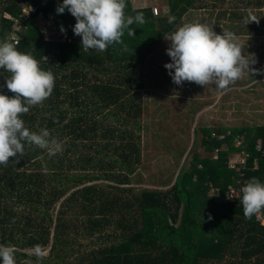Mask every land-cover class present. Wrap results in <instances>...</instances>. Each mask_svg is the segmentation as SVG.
Returning a JSON list of instances; mask_svg holds the SVG:
<instances>
[{
  "label": "trees",
  "instance_id": "obj_1",
  "mask_svg": "<svg viewBox=\"0 0 264 264\" xmlns=\"http://www.w3.org/2000/svg\"><path fill=\"white\" fill-rule=\"evenodd\" d=\"M165 2L158 13L154 6L126 0L125 14L142 11L146 22L130 26L135 36L125 31L127 50L113 44L100 52L82 49V37L73 32L75 17L67 9L56 11L63 0L44 5L0 0V42L31 53L55 78L51 96L21 118L30 131L47 129L64 147L50 157L46 149L25 143L18 163L13 157L0 165V245L15 247L16 264H264V211L246 219L242 196L225 199L228 185L239 178L227 164L243 148L234 146L237 134L244 135L250 153L245 177L264 183V156L256 148L258 139L264 147V125L235 126L220 138L214 126L202 122L192 144L179 151L183 155L188 148L169 187H138L143 180L136 177L144 166L141 88L149 55L186 15L202 9H217L218 26L223 18L236 19L239 28L261 34L260 17L246 25L242 7L261 10L264 0H241L237 6L236 0ZM170 15L176 18L172 24ZM61 25L65 40L58 38ZM226 26L232 31L233 24ZM10 75L0 69V94L12 97L6 86ZM223 145L229 149L213 157ZM37 245L48 249L43 260L31 255Z\"/></svg>",
  "mask_w": 264,
  "mask_h": 264
},
{
  "label": "clouds",
  "instance_id": "obj_2",
  "mask_svg": "<svg viewBox=\"0 0 264 264\" xmlns=\"http://www.w3.org/2000/svg\"><path fill=\"white\" fill-rule=\"evenodd\" d=\"M126 7V0H63L56 11L62 14L67 9L75 17L73 32L82 37L83 50L104 52L113 44H122L127 50L128 46L122 40L125 31L129 36H135L130 26L146 22L142 11L130 16L125 14ZM175 19L170 15L168 23L172 24ZM251 22L259 23V18L249 9L244 23ZM61 31H65L62 25ZM164 38L171 42L166 50L171 62L166 63L165 68L176 85L187 81L227 90L243 78L245 72L260 71L249 68L256 62L254 54H242L238 37L232 32L220 35L206 24L189 23ZM0 69L11 74L6 78V86L15 94L12 97L0 94V165L7 166L13 157L18 163L25 155V143L46 149L50 157L62 153L63 144L51 137L47 129H41L37 134L30 131L21 118L31 107L43 104L51 96L55 85L53 73L42 69L31 53L19 51L9 41L0 42ZM240 191L246 219L264 211V183L253 177ZM208 219H212L211 214ZM15 252L12 245H0V264H16ZM31 255L43 260L47 253L37 245Z\"/></svg>",
  "mask_w": 264,
  "mask_h": 264
},
{
  "label": "rangeland",
  "instance_id": "obj_3",
  "mask_svg": "<svg viewBox=\"0 0 264 264\" xmlns=\"http://www.w3.org/2000/svg\"><path fill=\"white\" fill-rule=\"evenodd\" d=\"M240 1L236 0L235 6ZM133 5L154 6L158 13L167 8L165 0H133ZM249 9L264 23V5L261 10L253 5H243L245 16ZM212 11L211 9L194 11L183 18L182 25L206 24L220 35L222 32H236L234 34L242 46V54H254L256 62L250 64L249 68L260 71L254 73L250 70L249 74L245 72L243 78L231 84L227 90H219L215 85L204 87L187 81L182 85H176L169 75V70L165 68V64L171 62L166 51L171 42L162 40L157 50L149 55L144 67L145 86L141 88L144 92L142 95L144 114L141 121L145 129L141 131V147L145 167H141V175H136L137 179L143 180V184L138 187L150 183L165 189L174 182L188 148L183 155H180L179 151L184 150L187 144L188 147L192 144L194 129L199 128L202 122L210 127L214 126L213 135L218 136L232 132L235 126L242 124L264 125V31L261 34L253 33L245 27L236 26L234 22L239 25L238 20L227 18L221 19L218 26L215 17L217 9ZM226 24H233L232 31L227 30ZM252 75L259 79L253 84H248L245 79ZM197 104L199 108L196 107ZM192 109H196L195 112H191ZM73 189L74 187L69 189L66 195ZM59 203L55 206L54 213ZM44 252L48 253V249ZM29 263L33 264L31 261Z\"/></svg>",
  "mask_w": 264,
  "mask_h": 264
},
{
  "label": "built area",
  "instance_id": "obj_4",
  "mask_svg": "<svg viewBox=\"0 0 264 264\" xmlns=\"http://www.w3.org/2000/svg\"><path fill=\"white\" fill-rule=\"evenodd\" d=\"M48 1H50V0H42V4L44 5ZM30 10H31V8H28V9L26 8L25 9L27 15H28ZM14 27H16V29H18V26L16 25V23H15ZM67 34H68L67 30H65L64 32H62L60 30V31H58V38L62 39V40H65V38L67 37ZM50 57H51V54H48L46 56V58H50ZM227 133L230 134L232 132H227ZM225 135L224 134L223 135H219V137L223 138ZM234 145H235V147H242L243 146V148H242L241 151L232 152L229 155V158H228V161H227L228 168L235 170L238 173V176H239V178L236 180L235 183H230L228 185V187H227V191L225 193V199L227 201H230V202H235L238 198H240L242 196V193H241L240 189L249 182V180L245 177L244 168L246 167V163H247V160L250 157V153L244 148V146H245V137H244L243 134L242 135L241 134H237L234 137ZM256 148H257L258 151H261L262 156H264V147H263L261 139L257 140ZM228 149H229L228 145H223L222 148H216L214 153H213V157H217L218 153L221 150H228ZM214 190H215L214 187H212L211 191H214ZM228 195H231L233 197L229 198ZM257 217L260 218L261 215L257 214Z\"/></svg>",
  "mask_w": 264,
  "mask_h": 264
},
{
  "label": "crops",
  "instance_id": "obj_5",
  "mask_svg": "<svg viewBox=\"0 0 264 264\" xmlns=\"http://www.w3.org/2000/svg\"><path fill=\"white\" fill-rule=\"evenodd\" d=\"M236 33V32H235ZM263 33V32H262ZM245 79V78H244ZM248 79V80H247ZM247 79H245V81H247V83L249 84H253L256 80H258V79H256V76H254V75H252V76H250L249 78H247ZM246 83V84H247ZM235 152H237V151H235ZM232 183H235V182H232ZM262 219V221H263V223H264V218H261Z\"/></svg>",
  "mask_w": 264,
  "mask_h": 264
},
{
  "label": "bare ground",
  "instance_id": "obj_6",
  "mask_svg": "<svg viewBox=\"0 0 264 264\" xmlns=\"http://www.w3.org/2000/svg\"><path fill=\"white\" fill-rule=\"evenodd\" d=\"M248 142V141H247Z\"/></svg>",
  "mask_w": 264,
  "mask_h": 264
}]
</instances>
